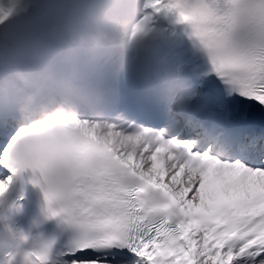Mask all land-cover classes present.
<instances>
[{
  "label": "snow or ice",
  "instance_id": "6c2138e0",
  "mask_svg": "<svg viewBox=\"0 0 264 264\" xmlns=\"http://www.w3.org/2000/svg\"><path fill=\"white\" fill-rule=\"evenodd\" d=\"M169 7L206 56L187 112L0 127V193L39 179L70 232L59 264H264V0Z\"/></svg>",
  "mask_w": 264,
  "mask_h": 264
},
{
  "label": "clouds",
  "instance_id": "9594fccd",
  "mask_svg": "<svg viewBox=\"0 0 264 264\" xmlns=\"http://www.w3.org/2000/svg\"><path fill=\"white\" fill-rule=\"evenodd\" d=\"M32 2L25 0V10ZM170 3L45 0L33 32L11 44L0 42V123L21 127L75 117L107 130L108 124L134 120L109 108L98 86L106 72L126 73L150 87L165 117L187 112L198 89L178 70L162 67L166 60L162 52L174 43V21L168 15L176 16V11ZM19 4L20 0H0V23ZM28 181L42 194V222L55 221L63 229L60 213L39 179L32 175ZM4 227L11 244L0 243V264H59L57 234L33 235L6 223Z\"/></svg>",
  "mask_w": 264,
  "mask_h": 264
},
{
  "label": "bare ground",
  "instance_id": "6f19581e",
  "mask_svg": "<svg viewBox=\"0 0 264 264\" xmlns=\"http://www.w3.org/2000/svg\"><path fill=\"white\" fill-rule=\"evenodd\" d=\"M23 0H20V3L22 2ZM19 6V5H18ZM17 9H15L5 20L3 23H0V25L4 24L6 22V20L14 13L16 12Z\"/></svg>",
  "mask_w": 264,
  "mask_h": 264
}]
</instances>
